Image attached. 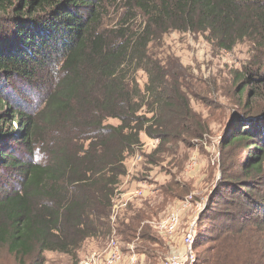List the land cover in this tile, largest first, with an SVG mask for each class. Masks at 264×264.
<instances>
[{
  "label": "trees",
  "instance_id": "16d2710c",
  "mask_svg": "<svg viewBox=\"0 0 264 264\" xmlns=\"http://www.w3.org/2000/svg\"><path fill=\"white\" fill-rule=\"evenodd\" d=\"M110 1L0 0V247L21 262L45 264L46 252L75 253L111 234L113 200L142 134L160 142L150 164L180 149L195 113L176 82L168 88L155 72L149 52L163 36L200 34L225 52L250 44L259 56L240 77L237 95L242 100L254 87L264 99V0H116L123 14L112 30L103 19ZM137 14L142 22L132 26ZM139 70L149 74L146 90L161 105L152 118L140 115L146 96L133 77ZM27 94L37 96V113ZM235 117L243 120L229 131L226 124L223 143L242 149L240 164L223 163V178L251 180L219 199L234 212L203 216L217 223L216 236L197 252L208 233L197 229L195 264H264V231H256L264 227V196L254 190L264 189V107ZM18 144L27 158L18 157ZM147 217L146 209L129 207L118 232L152 258L153 245L166 248Z\"/></svg>",
  "mask_w": 264,
  "mask_h": 264
},
{
  "label": "rangeland",
  "instance_id": "374dc122",
  "mask_svg": "<svg viewBox=\"0 0 264 264\" xmlns=\"http://www.w3.org/2000/svg\"><path fill=\"white\" fill-rule=\"evenodd\" d=\"M105 7L103 18L105 23L108 29H116L123 14V10L120 9V1L111 0L109 4L105 3ZM141 22V17L138 15L131 25H140ZM149 55L155 67L158 68L155 72L159 74L160 81L166 82L168 88L174 86L172 82H176L178 95L189 101L190 108L195 113L194 117H191L186 123L188 126L185 128H188L186 131L189 134L183 137L185 142L180 144V149L176 153L175 150L173 153L169 151L164 159L158 158L156 164L149 163L151 161L149 156L156 150L160 142L151 140L142 134L141 145L126 160L127 175L122 178L116 191L118 193H116L118 195L116 203L119 202L120 195H125V200L130 201L117 218L114 221L111 220V234L106 239L98 238L85 241L75 253L46 252L44 254L45 264H103L104 251L108 241L112 238L119 239L124 255H131L129 254L131 253L130 246H133L135 253L141 259L145 253L139 252L137 242L128 243L126 237L118 232L119 218L131 206L134 209H146L148 217L145 223L151 226V222L162 220L169 212L180 208L181 202L186 199L192 202V209L185 212L191 218L185 229L179 230L177 234L180 233L183 238L184 231L191 221L196 219L197 228L202 227L206 232L208 231L201 237L203 246L197 249V252H200L210 247L212 242L210 243L209 240L210 238L214 240L217 228V223L208 221L203 216L207 214L210 216L215 210L222 214L234 212L235 207L229 208L225 205L219 207L221 202L219 199L228 198L233 190H238L245 181L251 180L244 174H238L235 175V179L241 181L240 184L225 181L223 163H226L231 169H236V163L240 164L239 154L242 149L240 147L225 148L223 140L226 133L234 127L233 123L243 120V118H236L235 113L245 114L249 107L254 109L264 107V99L252 93L254 87L247 89L242 100L237 95V87L242 82L239 79L246 68L251 66L253 59L259 56L258 53L253 52L250 44H240L233 51L225 52L214 48L207 38L200 34L170 32L152 46ZM167 74H172V77L165 78ZM133 77L146 96V106L141 110L140 115L147 118H152L153 114L159 115L161 105L156 104L151 93L146 90L150 83L149 74L139 70ZM164 94V88H160L162 99H165ZM23 98L26 103L30 104L29 107L33 112L39 111L40 104L37 102V96L27 94ZM251 120L248 121L251 122ZM232 121L233 123H231ZM107 123L120 124L118 120L112 119ZM226 124H228L227 132L224 131ZM14 127L18 130L17 124H14ZM153 142L156 147L152 146ZM17 151L20 159L27 158L29 154L22 144L17 145ZM36 151L38 152L37 149ZM139 153L143 155V160L137 163L133 161V158ZM173 181L177 182L178 186L169 189L170 183ZM254 190L262 193V197L264 196V189L255 188ZM136 191H143L144 196L133 197L132 194ZM233 196L240 195L236 193ZM212 197L214 200L210 205ZM241 207L242 205L239 208ZM202 219L203 222H201ZM182 225L180 229L183 228ZM151 228L164 246L168 244L167 238L170 236L156 231L153 226ZM261 230L264 231L263 226L256 231ZM253 231L255 229L247 230L246 235L250 236ZM152 247L156 257L151 258L148 255L146 264H164L166 257L171 252L168 249H163L159 243ZM251 254L255 255L256 253L251 252ZM262 255L264 256V251ZM0 264L30 263L19 261L9 253L7 247L1 246Z\"/></svg>",
  "mask_w": 264,
  "mask_h": 264
},
{
  "label": "built area",
  "instance_id": "2783aa9c",
  "mask_svg": "<svg viewBox=\"0 0 264 264\" xmlns=\"http://www.w3.org/2000/svg\"><path fill=\"white\" fill-rule=\"evenodd\" d=\"M152 146L156 147V144H152ZM143 155L137 154L134 156L133 161L139 163L142 162ZM118 194V193H117ZM117 196L113 200V210L111 220H115L122 209L126 208L128 205V201L125 200V195H120L121 198L118 203H116ZM133 197H142L144 196L143 191H136L132 194ZM192 207V202L189 199H186L181 202L180 208L175 211L169 212L162 220L151 222V226H153L156 231L167 235L174 236L176 235L182 224V215L185 212L189 211ZM197 224L196 219H193L188 226V228L183 233L182 242L184 245V249L181 252L171 253L168 257H166L164 264H195L196 262V252H195V242L197 238ZM131 255H124L121 249V243L119 239L112 238L108 241L106 249L104 251V261L103 264H139V255L135 253L134 247L130 246Z\"/></svg>",
  "mask_w": 264,
  "mask_h": 264
},
{
  "label": "crops",
  "instance_id": "0c3cea01",
  "mask_svg": "<svg viewBox=\"0 0 264 264\" xmlns=\"http://www.w3.org/2000/svg\"><path fill=\"white\" fill-rule=\"evenodd\" d=\"M190 218H191V216L188 217L187 213H184L182 215V224H183L182 226H183V228L180 229L181 231L183 229H185L186 224L188 223V221L190 220ZM167 243L168 244H165V248L168 249L169 252H171V253L181 252L184 249V245H183V242H182V236L180 235V233L179 234H176V235H174V236H172L170 238L168 237L167 238ZM146 260H147V256H146V254H143L141 256V259H140L141 264L142 263L146 264Z\"/></svg>",
  "mask_w": 264,
  "mask_h": 264
}]
</instances>
